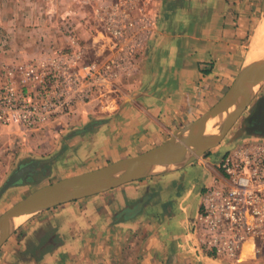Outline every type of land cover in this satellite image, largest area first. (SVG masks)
I'll list each match as a JSON object with an SVG mask.
<instances>
[{"label": "crops", "instance_id": "0c3cea01", "mask_svg": "<svg viewBox=\"0 0 264 264\" xmlns=\"http://www.w3.org/2000/svg\"><path fill=\"white\" fill-rule=\"evenodd\" d=\"M60 2L67 7L65 15L78 17L71 25L90 52L88 59H102L110 39L94 8L80 0H0V26L8 37L4 43L0 38V59L34 53L42 36L48 44L65 43L55 18ZM256 5L250 22L241 0H155L149 8L152 34L137 53L134 74L120 79L118 93L105 102L79 106L87 112L81 115L83 127L65 129L64 116L54 130H62L58 155L36 158L48 161L44 177L18 184L42 183L55 166L62 179L141 154L206 113L253 51L259 28L249 55L246 41L261 11ZM86 32L93 34L91 49L97 48L93 59L90 44L82 40ZM214 150L189 164L31 216L0 248V264H239L198 250L192 233L203 194L221 175L218 164L226 151ZM248 244L240 264L255 262L257 249L248 251Z\"/></svg>", "mask_w": 264, "mask_h": 264}, {"label": "built area", "instance_id": "2783aa9c", "mask_svg": "<svg viewBox=\"0 0 264 264\" xmlns=\"http://www.w3.org/2000/svg\"><path fill=\"white\" fill-rule=\"evenodd\" d=\"M90 1V0H89ZM155 0H93L94 14L110 39L102 59L89 51L71 23L65 44L45 43L4 63L0 72V130L46 128L79 106L105 102L119 80L134 74L137 53L149 40ZM191 228L196 248L242 263L247 243L264 247V138L239 140L221 157Z\"/></svg>", "mask_w": 264, "mask_h": 264}, {"label": "water", "instance_id": "95a60500", "mask_svg": "<svg viewBox=\"0 0 264 264\" xmlns=\"http://www.w3.org/2000/svg\"><path fill=\"white\" fill-rule=\"evenodd\" d=\"M262 22L264 0L260 13ZM263 88L264 55L253 58V61L248 57L223 97L198 119L175 130L163 143L141 154L43 185L5 210L0 215V248L22 223L35 214L74 199L153 176L162 169L198 160L222 143L248 109L252 113L249 124L238 129L232 141L243 137L245 133L264 138V95L258 96ZM215 131L217 133H213ZM46 162L32 160L19 166L0 188V198L6 190Z\"/></svg>", "mask_w": 264, "mask_h": 264}, {"label": "rangeland", "instance_id": "374dc122", "mask_svg": "<svg viewBox=\"0 0 264 264\" xmlns=\"http://www.w3.org/2000/svg\"><path fill=\"white\" fill-rule=\"evenodd\" d=\"M80 1L83 3V5H86V6L90 5L91 7H93L92 3H90V1L93 2V0H90V1L89 0H80ZM241 1H244L246 3V9L245 10H246L247 20L250 22H253V6H252V4L254 2H256L257 5H259V3H260V6H261L262 0H260V1H258V0H241ZM60 3H62V2H60ZM66 8L67 7H65V4L62 3L56 9L55 18L59 19V29L60 30L64 29V26L66 23H69V22L72 23L73 19L78 18L75 14L65 15V13L67 12ZM260 13H261V11H260ZM259 25H260V14H259V12H256L255 19H254V26L252 25V29L249 30V32L247 33L246 45H247L248 53L250 50L249 48L251 45L253 35L255 33V29L258 28ZM72 29L76 33L74 26H72ZM91 35L93 36V34H91L90 32H86L85 33L86 38H82V40L84 41V43L90 44V48H89L91 51L90 57L93 59V58H96V56L94 55V49L96 51L97 48L91 49V47H92V43H90L92 41V38L90 37ZM0 38L2 39L3 43H4V41L8 40V37L3 35L2 26H0ZM63 38H65V37L63 36ZM59 42H61V40ZM40 44L41 43H37L35 50H38L41 48V47H39ZM62 44H65V43L61 42L60 45H62ZM101 47H102V49L106 48V47L104 48V46L102 44H101ZM140 51H142V50H140ZM18 54L14 55L10 59H8V58L0 59V72L2 70L3 64L14 60V57H19ZM263 95H264V88L261 90V92L258 96L261 97ZM90 106H93V105L91 104ZM86 113L87 112L85 110H79L78 109L75 112H71L68 115H65L64 119H67V121H68V122H66L68 125L67 126L65 125V129L67 127H70V129L72 127H80V128L83 127L84 122L81 118V115L86 114ZM99 113H104V112H95L94 115H100ZM250 113H251V110L248 109L242 115V117L239 119V121L233 127V129L228 134V136L222 141V143L220 145H218L217 147L213 148V149H215L214 152L217 151L220 154V153H223V152L229 150L237 142H239V140H244V139L248 140V139H251L253 137L256 138L255 136H252L248 133H245L243 135V137H240V138L232 141L235 132L238 129L242 128L244 125L249 124L248 119L250 117ZM89 116H90L91 120L93 121V117H94L93 114H90ZM59 124H60V120L54 124L49 125L46 128H42V129H38V130H24V129H20V127H6V128L1 129L0 133L2 135H4V139L0 140V150L3 149L2 152H0V163H2L3 167H5V168L2 171L0 170V172H1L0 173V188L2 187L3 183L9 178V176L13 172H15V170L22 163H24L26 161H28L26 163H29L32 160H37L36 158H44L47 156H51L54 154V152H55L54 155H58V153H59L58 151L60 148H56V147H57V144L60 145V143H59L60 141L58 142V137L61 138L60 135L62 134V130L58 129L57 132H55L54 130L56 129V125H59ZM60 127H62V125L59 126L58 128H60ZM49 128H50V130L52 129L53 131L50 132L48 130ZM210 151H212V149ZM46 165H48V164L45 163L44 166L37 167L36 168L37 170H33L34 173H32L33 171L31 172L35 179H37V177L40 176L42 172L48 170V169H46ZM55 168H56V170L54 171V174L50 178L46 179L45 181H42V183H39V184L20 183L18 185L16 184V185L12 186L8 190H6L0 198V215L5 210H7L9 207H11L13 204L18 202L19 200L24 198L29 193L36 190L37 188L59 180L62 176V173H61L62 170L56 166H55ZM39 170H41V171H39ZM263 243L264 242L262 240H260V239L258 240V244H263ZM256 251H257V255L253 259L255 262L246 263V264H264V247L257 249Z\"/></svg>", "mask_w": 264, "mask_h": 264}, {"label": "bare ground", "instance_id": "6f19581e", "mask_svg": "<svg viewBox=\"0 0 264 264\" xmlns=\"http://www.w3.org/2000/svg\"><path fill=\"white\" fill-rule=\"evenodd\" d=\"M258 28L259 29L256 31L255 36L253 38V42H252L253 51L251 52L249 56V60H252V61H253V58L264 55V22L260 23ZM210 126L211 124L209 125V127ZM213 133H217V131ZM253 246L254 244L250 242V244L247 245L248 251H251L253 249Z\"/></svg>", "mask_w": 264, "mask_h": 264}, {"label": "flooded vegetation", "instance_id": "af4514ba", "mask_svg": "<svg viewBox=\"0 0 264 264\" xmlns=\"http://www.w3.org/2000/svg\"><path fill=\"white\" fill-rule=\"evenodd\" d=\"M251 114H252V113H250V115H251ZM26 162H28V161H26ZM26 162H25V163H26ZM25 163H24V164H25ZM32 173H34V171H33ZM32 173H28L24 180H26V179H28V178H34Z\"/></svg>", "mask_w": 264, "mask_h": 264}, {"label": "trees", "instance_id": "16d2710c", "mask_svg": "<svg viewBox=\"0 0 264 264\" xmlns=\"http://www.w3.org/2000/svg\"><path fill=\"white\" fill-rule=\"evenodd\" d=\"M208 153H209V152H208ZM42 175H43V174H42ZM40 176H41V175H40ZM38 177H39V176H38ZM38 177H37V180H38V179L40 180L41 178H43V177H44V175H43V176H41L40 178H38Z\"/></svg>", "mask_w": 264, "mask_h": 264}]
</instances>
